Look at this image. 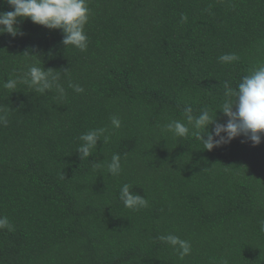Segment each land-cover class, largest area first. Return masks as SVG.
I'll return each instance as SVG.
<instances>
[{
  "label": "trees",
  "instance_id": "16d2710c",
  "mask_svg": "<svg viewBox=\"0 0 264 264\" xmlns=\"http://www.w3.org/2000/svg\"><path fill=\"white\" fill-rule=\"evenodd\" d=\"M87 5L84 52L30 19L19 20L22 36L0 34V108L11 109L0 124V218L13 226L0 229V264H264V138L208 151L165 129L187 123L185 106L226 123L224 84L235 90L264 65V0ZM223 54L237 59L221 63ZM31 64L58 71L65 96L3 87ZM100 128L110 141L81 160L79 137ZM113 154L118 176L107 167ZM124 184L148 206L125 207ZM169 234L191 253L181 258L159 239Z\"/></svg>",
  "mask_w": 264,
  "mask_h": 264
},
{
  "label": "clouds",
  "instance_id": "9594fccd",
  "mask_svg": "<svg viewBox=\"0 0 264 264\" xmlns=\"http://www.w3.org/2000/svg\"><path fill=\"white\" fill-rule=\"evenodd\" d=\"M13 11L0 12V34H10L13 38L24 33L18 27L19 20L30 19L34 24L47 29H59L63 33L62 43L65 47L71 46L84 52L88 48V36L85 32L90 17V9L87 0H5ZM186 21L187 17H181ZM31 58L26 50L23 54ZM234 54H223L218 57L221 63H231L236 60ZM67 71V69H65ZM58 71L45 70L37 64H31L27 71H21L15 77H9L3 84L5 89L15 92L18 85H27L36 93L45 94L53 89L60 98L65 96V89L59 83ZM76 93L84 92L79 84H70ZM224 99L219 105V111L227 117L226 123L217 119V111L208 107L200 110L198 116L193 115L191 106L183 109L187 123L172 120L165 125V129L172 132L176 137L186 138L191 134L200 140L205 150L212 151L214 148L223 147L233 139L243 137L242 143L251 141L257 146L264 138V65H260L250 75L242 78L237 89H233L226 82L224 84ZM11 109L0 108V124L7 126L8 116ZM111 125L115 129L121 127V120L117 116L111 117ZM209 126H213L209 131ZM106 129H94L82 134L79 140L82 142L78 148L80 159L89 158L92 151L97 148V142L110 141V136L105 135ZM108 171L113 176H118L122 170L119 154H113L111 162L107 165ZM120 200L124 206L138 211L148 206L147 200L131 191V185L124 184L120 190ZM260 230L264 231V220L259 222ZM12 230L7 217L0 218V229ZM159 239L173 247L181 258L191 253V245L188 241L176 235L160 236Z\"/></svg>",
  "mask_w": 264,
  "mask_h": 264
}]
</instances>
